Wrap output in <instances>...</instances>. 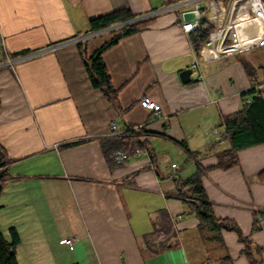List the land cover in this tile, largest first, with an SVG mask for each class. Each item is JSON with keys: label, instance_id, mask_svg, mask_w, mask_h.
<instances>
[{"label": "crops", "instance_id": "0c3cea01", "mask_svg": "<svg viewBox=\"0 0 264 264\" xmlns=\"http://www.w3.org/2000/svg\"><path fill=\"white\" fill-rule=\"evenodd\" d=\"M173 1L0 0V65L16 60L0 68V143L10 159L0 230L9 238L17 229L19 264H251L237 232L222 230L219 243L199 231L177 197L173 163L183 180L205 170L215 216L235 222L264 264V143L239 151L237 166L217 167L230 147L224 118L261 82L264 48L204 62L202 78L193 71L184 83L181 72L201 61L194 31L181 28L189 4L103 52L117 92L109 98L93 87L85 59L113 34L74 42L91 33L92 19L122 10L140 17ZM142 96L161 111L143 107ZM112 124L149 155L119 162L113 151L109 163Z\"/></svg>", "mask_w": 264, "mask_h": 264}, {"label": "trees", "instance_id": "16d2710c", "mask_svg": "<svg viewBox=\"0 0 264 264\" xmlns=\"http://www.w3.org/2000/svg\"><path fill=\"white\" fill-rule=\"evenodd\" d=\"M174 2V1H173ZM130 10L116 11L108 15H104L90 21L91 31L96 32L110 27L113 24L126 22L135 19ZM154 18L134 22L122 27L119 31L113 32V37L99 48L91 57L85 59V66L89 74L91 83L94 88L100 89L106 96L111 98L116 96L110 76L107 72L103 61V52L109 47L115 45L122 37L128 36L140 31L142 28L149 25ZM212 29L210 24L205 20L201 29L194 31L192 41L197 53L206 40L207 33ZM251 96V101L245 103L243 109L234 115L224 118L225 136L229 141V149L221 152L217 167L227 170L239 164V151L264 143V88L250 89L245 96ZM1 108V98H0ZM135 133V131H129ZM78 142L65 144L63 147L69 148L75 146ZM142 143L136 136L131 134L126 137H115L114 139L106 140L103 145V152L108 162L111 163V153L119 149L127 152H133L135 149L143 148ZM10 159L6 150L0 143V197L3 193V183L8 176V165ZM205 170L199 167L197 172L188 179L183 180L179 175L175 178L177 197L190 208L196 215L199 224L198 229L201 232L211 236V240L222 242L221 231H235L239 234L242 241L246 243L245 253L249 257L251 264L260 263L263 261L258 258L261 250L256 248L248 238H244L241 234L238 225L230 220L218 219L215 216L213 206L209 201L203 186L202 178ZM264 181V171L259 175ZM260 222L255 221L254 230L260 229ZM20 244V236L16 228H9V238H7L0 230V264H19L17 259V247Z\"/></svg>", "mask_w": 264, "mask_h": 264}, {"label": "built area", "instance_id": "2783aa9c", "mask_svg": "<svg viewBox=\"0 0 264 264\" xmlns=\"http://www.w3.org/2000/svg\"><path fill=\"white\" fill-rule=\"evenodd\" d=\"M205 2L206 4H204ZM189 4H192V9L189 11L183 10L182 16L186 12H192L194 19L183 20L181 23L182 30L185 33L199 30L202 27L201 21L204 22L205 20L212 27L207 33L208 39L199 53L201 61H197L191 65V69L198 72L199 79L202 78L201 65L204 62L234 56L255 48H264V0H177L147 15H142L126 22L116 23L103 30L76 37L74 42L79 43L103 33L112 34L115 31H119L125 25L154 18L163 13L180 10ZM36 54L38 52L30 54L27 57ZM15 61L8 56L7 60L0 65V68L13 66ZM262 87H264V73L261 82L253 85L252 89H260ZM250 101L249 97L245 99V103H249ZM140 104L157 113L161 111V106L147 96L141 97ZM142 128L143 125H139L130 130L135 131ZM214 132L211 134L213 135ZM126 133L127 131L118 130L114 124L111 125L112 136L123 137ZM143 155H149V152L144 149H135L133 152L119 149L114 152L113 158L119 162H124L132 156L141 157ZM171 168L173 170L171 178L175 179L179 175L177 165L173 163L171 164ZM63 243L69 245L71 248L74 247L73 239H65Z\"/></svg>", "mask_w": 264, "mask_h": 264}, {"label": "water", "instance_id": "95a60500", "mask_svg": "<svg viewBox=\"0 0 264 264\" xmlns=\"http://www.w3.org/2000/svg\"><path fill=\"white\" fill-rule=\"evenodd\" d=\"M184 18L186 20H193L194 19V14L192 12H187V13H185ZM201 23L203 24V21H201ZM192 73H193V70L192 69H185V70H183L181 72V74H180V77H181L182 81L184 83L189 82L191 80Z\"/></svg>", "mask_w": 264, "mask_h": 264}]
</instances>
